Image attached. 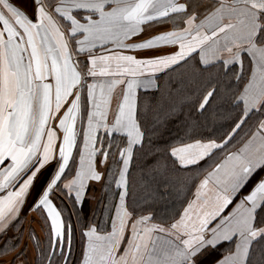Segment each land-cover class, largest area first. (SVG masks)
I'll return each instance as SVG.
<instances>
[{
  "label": "crops",
  "instance_id": "obj_1",
  "mask_svg": "<svg viewBox=\"0 0 264 264\" xmlns=\"http://www.w3.org/2000/svg\"><path fill=\"white\" fill-rule=\"evenodd\" d=\"M0 8V30H17L20 77L5 74L0 39V112L5 102L15 110L10 122L20 123L13 137L10 119L0 126V238L18 237L0 245V264H194L223 243L229 249L210 264H247L264 236V221L255 223L264 203V0H0ZM195 62L222 76L200 107L213 92L210 106L231 98L242 110L237 125L250 115L254 128L227 148L219 149L232 132L174 145L180 167L213 157L175 217L132 213L126 183L142 141L137 93ZM112 166L110 215L71 240L51 202L58 183L61 194L97 200ZM37 183L34 200H23Z\"/></svg>",
  "mask_w": 264,
  "mask_h": 264
},
{
  "label": "trees",
  "instance_id": "obj_2",
  "mask_svg": "<svg viewBox=\"0 0 264 264\" xmlns=\"http://www.w3.org/2000/svg\"><path fill=\"white\" fill-rule=\"evenodd\" d=\"M221 78L210 75L206 67L195 62V65L175 68L164 77L158 75L154 89L138 91L136 119L142 131V141L133 149L126 183V200L132 213L148 211L153 217L164 220L175 217L190 196L198 168L213 157L205 158L194 166L180 167L170 153L174 145L195 139L222 141L232 132L219 149L227 148L241 142L254 128L255 119L250 115L237 125L242 110L231 98L210 106L215 95L213 92L200 107L202 98L211 87L219 84ZM111 148H115V143ZM115 170L112 166L105 173L93 207L86 197L75 200L65 192V195L58 197L57 205L64 222V234L69 233L71 240L75 241V232L79 233L90 222L103 225L101 220L110 215L112 206L109 202L115 192ZM58 189L61 194L63 190L60 182ZM64 200L74 201L70 205ZM77 221L83 224L79 229H74L72 224L77 227L74 224ZM263 221L264 203L258 210L255 223L259 225ZM68 223L71 224L69 227ZM42 227L47 228L46 225ZM17 243L18 237H5L3 241L0 238V245ZM229 247V243H223L202 252L194 264H210ZM11 255L7 253L3 257ZM247 264H264V236L252 245Z\"/></svg>",
  "mask_w": 264,
  "mask_h": 264
},
{
  "label": "rangeland",
  "instance_id": "obj_3",
  "mask_svg": "<svg viewBox=\"0 0 264 264\" xmlns=\"http://www.w3.org/2000/svg\"><path fill=\"white\" fill-rule=\"evenodd\" d=\"M22 1L24 2V0H22ZM2 16H5L7 18L6 14L4 12H2V10L0 8V18H2L1 20H6V18L5 17H2ZM25 31H27L29 33L31 32V30L30 29H27V28H26ZM7 37L13 38V40L7 41V39H6ZM16 37H17V30H16V28L14 29V27L11 24H10V27H7L6 29H3V31L0 30V39L4 43V45H3V47H4V50H3L4 51V64L7 62V65L4 66V68H5L4 69V72H5L6 75H8V74L16 75L17 74V71L14 69L15 67H13V65L16 64L15 59L17 58V56H16ZM8 78L9 77H6L7 81H8ZM14 79L17 80V79H20V77H17V75H16V77H14ZM7 89L8 88H6V91L4 93L5 94L4 98H6V100L8 99V100L12 101V104L13 105L16 104V103H13V101H14L13 93H11L10 91L8 92ZM2 106H4V107H3V110H1L2 113L0 112V126H1V122H2V119L3 118L10 119L9 120V122H10L15 117V110H14V112H11L10 110L6 111L7 108H6L5 102H4V104ZM16 123L15 124H14V122L13 123L12 122L9 123L10 126L8 127V131L7 132L8 133L10 132V134H11L12 137H13V131L16 132V127H19V124H20L19 123L18 126H17ZM37 187H38V183L35 186H32L31 188H29L28 190H26V192H24V197L23 198H22V195H20L17 200H20L22 198L23 200H30V202H32V200H34V193H35L34 191H35V188H37ZM33 188H34V190H33ZM58 191H59V189H58ZM10 192H12V190H10ZM2 193H4V195H5L7 192L4 191ZM62 195H64V194H60L58 192V196L57 197H60ZM93 195H94V198L97 197V194H93ZM56 199L57 200H54V198L52 197L51 198V202L52 203H55V201H56V203H58L59 200H58V198H56ZM64 201L67 204L72 205L74 200H64ZM89 203L93 207L95 205V203H96V200H90ZM74 224L77 226V227H75L72 224V226L74 227V229H76V228L79 229L83 223L77 221ZM69 225H71V224L68 223L67 224V227H69ZM78 243H79V241H78Z\"/></svg>",
  "mask_w": 264,
  "mask_h": 264
}]
</instances>
